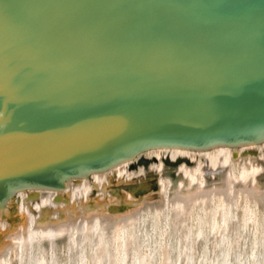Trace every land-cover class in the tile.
<instances>
[{
  "label": "water",
  "instance_id": "1",
  "mask_svg": "<svg viewBox=\"0 0 264 264\" xmlns=\"http://www.w3.org/2000/svg\"><path fill=\"white\" fill-rule=\"evenodd\" d=\"M264 141V0H0V203L152 147Z\"/></svg>",
  "mask_w": 264,
  "mask_h": 264
},
{
  "label": "bare ground",
  "instance_id": "2",
  "mask_svg": "<svg viewBox=\"0 0 264 264\" xmlns=\"http://www.w3.org/2000/svg\"><path fill=\"white\" fill-rule=\"evenodd\" d=\"M0 203V264H264V141L152 147Z\"/></svg>",
  "mask_w": 264,
  "mask_h": 264
}]
</instances>
